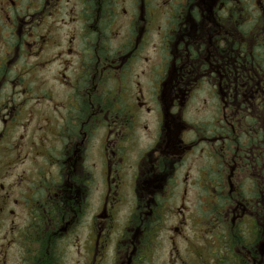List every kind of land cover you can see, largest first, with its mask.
Instances as JSON below:
<instances>
[{"label":"flooded vegetation","instance_id":"1","mask_svg":"<svg viewBox=\"0 0 264 264\" xmlns=\"http://www.w3.org/2000/svg\"><path fill=\"white\" fill-rule=\"evenodd\" d=\"M71 245L264 264V0H0V264Z\"/></svg>","mask_w":264,"mask_h":264},{"label":"rangeland","instance_id":"2","mask_svg":"<svg viewBox=\"0 0 264 264\" xmlns=\"http://www.w3.org/2000/svg\"><path fill=\"white\" fill-rule=\"evenodd\" d=\"M1 219L3 220V218H1ZM26 219H27V217H26V213L24 211L23 219L20 221V226H22L25 223ZM82 250H83V247H82ZM75 253H76V248L71 245V247L69 248L68 264H74V262H72L71 259H72V255H74ZM232 261H233V257H227L226 258L227 263H231Z\"/></svg>","mask_w":264,"mask_h":264}]
</instances>
